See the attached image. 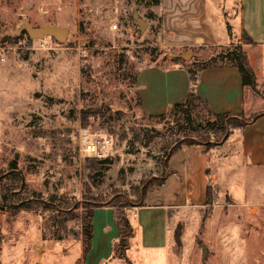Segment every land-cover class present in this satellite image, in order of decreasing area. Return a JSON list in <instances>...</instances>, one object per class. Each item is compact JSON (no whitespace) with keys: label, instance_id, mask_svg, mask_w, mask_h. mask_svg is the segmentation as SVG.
I'll return each instance as SVG.
<instances>
[{"label":"rangeland","instance_id":"rangeland-1","mask_svg":"<svg viewBox=\"0 0 264 264\" xmlns=\"http://www.w3.org/2000/svg\"><path fill=\"white\" fill-rule=\"evenodd\" d=\"M168 4L0 0V264H82L83 228L94 206L114 204L126 213L141 187L157 182L161 155L174 143L217 147L245 119L217 120L195 99L190 119L184 108L173 109L182 97L166 87L173 75L166 70L177 65L195 74L199 65L187 66L193 54L173 60L179 50L195 49L170 47L163 27ZM134 13L147 24L143 32ZM23 20L32 28L61 27L68 36L63 43L18 39ZM231 25L235 37L238 24ZM234 47L197 53L199 64H226ZM151 67L163 72L149 88L159 101L156 114L142 109L136 86L138 74ZM82 128L109 136L106 162L80 151ZM227 151L210 155L219 181L207 206L130 212L141 230L124 258L114 252L107 264H264L262 179ZM148 244L164 247L148 251Z\"/></svg>","mask_w":264,"mask_h":264},{"label":"crops","instance_id":"crops-1","mask_svg":"<svg viewBox=\"0 0 264 264\" xmlns=\"http://www.w3.org/2000/svg\"><path fill=\"white\" fill-rule=\"evenodd\" d=\"M235 22L238 24V35L233 37L231 24ZM163 27L169 28L170 47L195 49L190 52L194 55L193 62L187 66L195 67L199 64L197 53L205 55L211 53V50L238 45L255 78L257 92L242 86L236 68L220 63L196 70V82L191 87L187 69L173 65L166 70L168 74H173L166 87H176L182 97L179 102L192 89L213 114L244 118L258 116L242 127L233 128L231 135L217 147H183L168 158L165 170L170 171V174L166 175L163 184L146 195L144 206L126 211L132 229L127 253L141 230L138 223L129 220L130 212L149 211L163 215L170 210L207 206L211 190L219 181L218 168L210 164L213 151L228 146L227 154L240 157L239 165L250 174L257 173L264 186V0H169L168 12L163 16ZM242 37L248 38L250 42L245 43ZM182 53L183 50H179L172 55L173 59L179 58ZM162 73L151 67L138 74L137 92L142 109L148 113L161 112H157L159 108L152 112L155 106H159V101L152 91V94L149 92V88L152 83L151 90H154ZM91 227L92 237L82 264H107L119 238L113 210L95 208L92 211ZM165 235L164 245L168 242L167 233ZM164 245L148 244L145 247L150 251Z\"/></svg>","mask_w":264,"mask_h":264},{"label":"trees","instance_id":"trees-1","mask_svg":"<svg viewBox=\"0 0 264 264\" xmlns=\"http://www.w3.org/2000/svg\"><path fill=\"white\" fill-rule=\"evenodd\" d=\"M154 3L157 5L159 0H153ZM25 33H22L20 36L16 37L19 39V37L24 36ZM28 41H30V39L27 37L26 38ZM245 43L250 42V40L246 37L243 38ZM9 40V38H4L2 42H7ZM224 59H226V64L236 68L240 79H241V83L242 86L244 87H249L252 89H255V78L254 75L248 65L246 56L244 54V52L242 51L241 47H234L233 50H231L229 53H227L224 56ZM176 60V59H173ZM222 63V61H220ZM215 60L210 59L207 62H203L198 64L199 66H195L197 67V70L200 71L206 67H210V66H214ZM191 69H187V73L189 75V83L192 86H194L195 82H196V77L195 74L192 73V71H190ZM192 99H195L199 102H201L204 107L206 109L207 106L204 102L200 101L199 97L195 95V93L192 91V89H190V91L187 93L185 99L181 102V103H176L173 105V109H183V111L188 113L187 118L190 119V114L191 110L189 108L188 110V106L190 107V105L192 104ZM211 112V111H210ZM227 114H223V115H214V118L217 120H223L225 118ZM258 115H255L253 117L250 118H245L241 124L237 125L236 128L242 127L245 124H247L248 122L254 120ZM242 117V116H240ZM195 145H202L204 146L205 144H203L202 141H200L199 143H193V142H185V143H181V144H176L174 143L169 150H167L165 152L164 155H161L162 161H161V172H160V176L157 178V182H155L154 186L152 188L149 187H145L144 189L141 187V190H139L137 192V195H135V201L132 203L133 207H141L144 206V200L145 197L148 193L154 191L155 189H157L159 186H161L164 182V179L166 177L167 174H170V171L167 172L165 170L166 168V161L168 160V158H170L175 152H177L178 150H180L183 147H189V146H195ZM107 160H103V161H95L97 164H100L101 162H106ZM128 207V206H125ZM124 207V208H125ZM95 208H111L113 210V216H114V220L118 226V230H119V238L117 243L114 246V252L119 253V257L120 258H124V255L126 253V251L129 248V239L131 237V233H132V229L129 225V222L127 220V216L126 213L124 211L118 210V208L113 204H105L102 203L98 206H94L91 211L88 213V221L85 225V227L83 228V239H84V255L87 253L88 249H89V244H90V239L92 237V227H91V218H92V211ZM125 260V259H124ZM126 264H131L128 260H125Z\"/></svg>","mask_w":264,"mask_h":264},{"label":"built area","instance_id":"built-area-1","mask_svg":"<svg viewBox=\"0 0 264 264\" xmlns=\"http://www.w3.org/2000/svg\"><path fill=\"white\" fill-rule=\"evenodd\" d=\"M117 3V0H114ZM116 9V8H115ZM116 25L110 26L111 30H116ZM80 151L88 158L104 160L110 156L111 140L102 131L91 132L89 129L82 128L78 133Z\"/></svg>","mask_w":264,"mask_h":264},{"label":"water","instance_id":"water-1","mask_svg":"<svg viewBox=\"0 0 264 264\" xmlns=\"http://www.w3.org/2000/svg\"><path fill=\"white\" fill-rule=\"evenodd\" d=\"M133 19L136 22V25L138 26L140 32H143L147 24L143 20L139 19L136 13H134ZM15 33L16 34L25 33L27 37L31 40H43L45 38H51L57 43H63L68 36V31L61 27L54 25H44L40 28H32L25 20L22 21L19 29L15 31ZM189 54L191 53L187 52L186 55L181 54L180 56L184 59ZM201 247L203 249V255L205 258L206 257L205 246L202 245Z\"/></svg>","mask_w":264,"mask_h":264}]
</instances>
